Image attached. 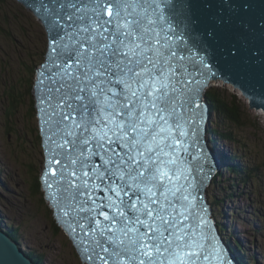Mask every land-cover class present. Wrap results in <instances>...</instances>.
I'll return each instance as SVG.
<instances>
[{"label":"snow or ice","instance_id":"6c2138e0","mask_svg":"<svg viewBox=\"0 0 264 264\" xmlns=\"http://www.w3.org/2000/svg\"><path fill=\"white\" fill-rule=\"evenodd\" d=\"M149 7L51 0L36 9L55 54L52 157L89 226L93 264H227L191 211L198 185L185 141L198 134L192 94L203 82L188 87L185 57Z\"/></svg>","mask_w":264,"mask_h":264},{"label":"rangeland","instance_id":"374dc122","mask_svg":"<svg viewBox=\"0 0 264 264\" xmlns=\"http://www.w3.org/2000/svg\"><path fill=\"white\" fill-rule=\"evenodd\" d=\"M0 29V222L7 229H16L22 251L42 256L43 264H88L80 259L71 239L54 220L42 184L40 196L31 189L33 184L41 183L44 165L33 86L36 71L45 60L47 31L39 17L18 0H0ZM29 86L33 87L32 92ZM232 87L220 79L210 80L206 85L207 90L215 88L227 100L236 95L244 107V124L235 125L233 131L239 142L222 137L215 143L222 149L221 153L236 156L240 162L224 160L227 165L221 167V177L208 183L205 190L209 194L208 203L214 204L216 219L226 230L229 244L236 247L243 242L239 245L241 251L237 246L240 255L251 257V264H264V111L246 108L248 100ZM10 88L14 93L18 90L24 102L14 114L6 112L12 107L6 96ZM215 115L211 111L210 121L214 119L212 126L220 131L225 123L219 122ZM231 163L237 167L242 163L238 168H244L248 174L253 171L256 182L248 175L247 183H239L242 176L234 170L228 171ZM28 169L33 170L32 176L28 175ZM235 177L236 182H232L230 178ZM230 191L233 196L227 197ZM213 195H217L218 204L213 201Z\"/></svg>","mask_w":264,"mask_h":264},{"label":"water","instance_id":"95a60500","mask_svg":"<svg viewBox=\"0 0 264 264\" xmlns=\"http://www.w3.org/2000/svg\"><path fill=\"white\" fill-rule=\"evenodd\" d=\"M18 1L26 8L29 7L42 20L48 36L45 62L38 69L39 72L36 71L37 80L33 86L42 135L41 145L45 155L41 184L43 189L47 183L51 184L48 186L49 194L47 195L45 189L44 194L45 198L49 199V204L54 207L56 221L61 223L68 233L80 259L93 264V261L88 259L93 247L89 226L80 218L84 214L78 213L76 203L71 200L69 192L65 191L67 185L61 179L59 168L52 157L48 123L50 112L46 97L47 87L50 85L49 78L55 70L52 63L55 54L52 51L49 26L44 18L46 13L43 10L36 11L41 4L50 5L51 0ZM147 3L156 5L155 8L149 7L148 11L151 19L159 18L157 31L163 29L161 36L165 33L172 36L174 46L179 49V54L185 57L183 63L187 68L185 81L188 87L195 89L197 85L194 81L203 82L198 92L192 94L191 107L196 113L198 134L185 141L189 146L186 157L189 158L188 162L193 169L190 178L198 185V190L193 193L197 202L191 211L205 219V231L210 240L214 239L227 264H235L232 256L221 245L212 222L207 219L209 212L202 198L203 187L216 168V161L202 140L206 107L200 100V92L210 78H217L240 90L241 95L248 100L246 108L260 107L264 111V0H147ZM192 156L197 159L191 160ZM53 168L57 169L55 175ZM196 222L198 223V220ZM80 224L85 225L84 229L80 228ZM4 228L0 222V264H36ZM96 264L99 262L96 261Z\"/></svg>","mask_w":264,"mask_h":264},{"label":"trees","instance_id":"16d2710c","mask_svg":"<svg viewBox=\"0 0 264 264\" xmlns=\"http://www.w3.org/2000/svg\"><path fill=\"white\" fill-rule=\"evenodd\" d=\"M0 31L2 32V29H0ZM27 69H28V67H27ZM32 72H33V69H32ZM14 87H12V88L13 89H17V86H14ZM12 88H10L9 94L6 93L7 101L12 106L10 108H7V111H6L7 114H8V111H9L10 114H11V112L14 114L15 110L18 109V108H20L21 105L24 103L23 102V99L21 98V95L22 94L18 90L14 93L13 90H12ZM32 88H30V86H29L28 89H31L30 92H32ZM23 97H25V96L23 95ZM206 97H207L208 103L211 105L212 111L216 114L215 115V118L216 119H220L219 122L221 120H223V122L225 123V126L222 127V130L223 131L221 129L219 131L214 126V127H212L210 129L212 131V133L215 136L219 137V138L224 137L225 140H230L233 143L239 142V140L236 138V136L233 135L234 126L235 125H237V126H243V124H244L243 110H242V109H244V107L242 106V104H240L239 99L236 97V95H232L230 97L231 100H227L220 93V91L219 90H216L215 88L208 89L207 90ZM33 105H35V103ZM8 119H9V121H13V119L11 120L9 116H8ZM16 133H17V131H16ZM229 159L230 160L234 159V160H237L238 161V157H236V156H231ZM238 162H240V161H238ZM240 165H242V163L241 164L238 163V167H242ZM238 167H237V165L229 166L228 171L231 172V170H236L237 175L240 174V176H242V179L239 180L240 181L239 183H241V184L247 183L248 182V178H247L248 175H249L250 179H252V180H254L256 182L255 177H254L255 175L253 176L251 173L248 174V172H246V170L244 168L243 169H241V168L239 169ZM32 171L33 170L28 169V175H31L32 176ZM217 174H218L217 175V177H218L220 173L218 172ZM230 179H231L232 182H234V181L236 182V177H235V179H233V178H230ZM32 186H33V187H31L32 193L34 195H37V194L39 195L40 194L39 189L41 187V183L40 184L37 183L36 185L33 184ZM232 187H233V185H232ZM232 196H233V191H230V194H227V197H232ZM212 198H214L215 200H213V201L214 202L216 201V203L218 204V197H217V195H213ZM217 204H216V206H217ZM213 206H214V204H213ZM215 213H217V212H215ZM55 223H56V221H55ZM56 226H57V223H56ZM220 228L222 230H225V228L223 227V225H220ZM5 230L8 233V235H10L13 239L16 240V242L20 243L19 242V236H18V233H17V230L16 229H13V228L10 227L9 229L6 228ZM235 243L237 245V242H235ZM238 243H240V242L238 241ZM239 245H241V244H239ZM239 245H237V246L239 247ZM237 246H236V248H237ZM26 253L29 256H32V258L34 259L35 263H37V264H42L43 263L42 262V256L34 253L33 251H31V252L30 251H27ZM245 257H247V256H245ZM242 264H243V262H242Z\"/></svg>","mask_w":264,"mask_h":264},{"label":"bare ground","instance_id":"6f19581e","mask_svg":"<svg viewBox=\"0 0 264 264\" xmlns=\"http://www.w3.org/2000/svg\"><path fill=\"white\" fill-rule=\"evenodd\" d=\"M29 8V7H28ZM30 9V8H29ZM31 10V9H30ZM32 11V10H31ZM39 20H41L39 18ZM42 22V20H41ZM43 23V22H42ZM47 41H48V38H47ZM48 49V48H47ZM47 52V50H46ZM46 54V53H45ZM45 62V60L43 62H41V65ZM41 67V66H40ZM39 67V68H40ZM38 68V69H39ZM37 69V72H39V70ZM214 79H217V78H214ZM212 78H210L208 81H207V84L209 83V81L211 80H214ZM37 80V78H36ZM35 80V81H36ZM34 85H35V82H34ZM35 93V89L33 88V94ZM206 94H207V88L206 86H203V88L201 89V92H200V100L201 102L204 103L205 107H206V113H205V119H204V122H203V132H202V140L204 142V145L206 147V149L210 152L211 155L214 156L215 158V161H216V168L215 170L213 169V171L211 172V174L209 175V178H208V182L207 184L205 183L204 187H203V191H202V198H203V202L204 204L207 206V212H209V214L207 215V219H210V222H212V226L215 230V234L217 235V237L219 238L220 242H221V245L224 247V249H226V251L232 256V260L234 261L235 264H251V257H242L239 253V249L240 247L236 248L234 246H231L229 244V241H227V238L225 236V233L224 231L226 230H220V224L219 222H217L218 220L216 219V214L214 215V211L215 209L213 208V206L211 205V202L210 204L208 203L209 202V194L207 195L206 192H208L207 190H205L206 186L208 185V183L210 184L211 181L213 179H217L218 177H221V176H218L217 177V173L221 170V167L222 166H226L227 164H224L223 161L226 160V161H230V157L229 155H225L223 153H221L222 149H220L218 147L217 144H215L217 141H219V137L215 136L212 131L210 130L213 126H212V122L214 121V119L212 121H210L211 119V105L208 103L207 101V97H206ZM35 96V95H34ZM247 99V98H246ZM36 101V100H35ZM36 105V104H35ZM258 109L262 110L260 107H257ZM260 112V111H259ZM212 113L214 114V112L212 111ZM38 117V116H37ZM216 123V121H215ZM42 138V137H41ZM43 148V146H42ZM44 152V150H43ZM227 153V152H226ZM229 157V158H228ZM221 159H223L221 161ZM239 160V159H238ZM44 162H45V155H44ZM232 164V163H231ZM230 166H234L233 164L230 165ZM234 168V167H233ZM250 168V167H249ZM43 169H45V163L42 167V170H41V174L43 173ZM243 169V168H242ZM236 171V170H234ZM239 171V170H238ZM253 172V171H252ZM251 172V174H252ZM220 173V172H219ZM222 173V172H221ZM250 174V173H249ZM41 176V175H40ZM248 178V177H247ZM219 180V179H218ZM240 182V181H239ZM43 188V187H42ZM44 190V189H43ZM44 193H45V190H44ZM45 195V194H44ZM208 198V199H207ZM46 199V198H45ZM49 201V199H46ZM207 200V201H206ZM52 206V205H51ZM53 208V212H54V207L52 206ZM56 220V218H55ZM58 223V221H57ZM59 225H61V223H59ZM223 225V224H222ZM62 226V225H61ZM63 228V227H62ZM227 228V227H226ZM64 230V229H63ZM65 231V230H64ZM65 233H67L65 231ZM67 236H68V233H67ZM69 237V236H68ZM70 238V237H69ZM71 239V238H70ZM72 241V240H71ZM241 244H243V242H241ZM74 246V244H73ZM75 247V246H74ZM76 249V248H75ZM235 251H234V250ZM21 250H24L23 248H21ZM241 251V249H240ZM25 254H27L26 252L27 251H23ZM78 253V252H77ZM28 255V254H27ZM257 256V258H259L258 255H255V257ZM241 258V259H240ZM42 263V262H41ZM43 264V263H42Z\"/></svg>","mask_w":264,"mask_h":264}]
</instances>
